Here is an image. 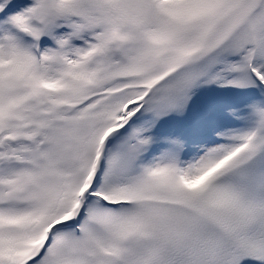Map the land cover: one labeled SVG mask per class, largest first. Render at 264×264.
Segmentation results:
<instances>
[{
  "label": "snow or ice",
  "instance_id": "6c2138e0",
  "mask_svg": "<svg viewBox=\"0 0 264 264\" xmlns=\"http://www.w3.org/2000/svg\"><path fill=\"white\" fill-rule=\"evenodd\" d=\"M0 264H264V0H0Z\"/></svg>",
  "mask_w": 264,
  "mask_h": 264
}]
</instances>
